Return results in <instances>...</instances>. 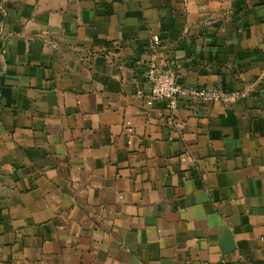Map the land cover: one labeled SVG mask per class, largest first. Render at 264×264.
<instances>
[{"label":"crops","instance_id":"0c3cea01","mask_svg":"<svg viewBox=\"0 0 264 264\" xmlns=\"http://www.w3.org/2000/svg\"><path fill=\"white\" fill-rule=\"evenodd\" d=\"M0 264H264V0H0Z\"/></svg>","mask_w":264,"mask_h":264},{"label":"built area","instance_id":"2783aa9c","mask_svg":"<svg viewBox=\"0 0 264 264\" xmlns=\"http://www.w3.org/2000/svg\"><path fill=\"white\" fill-rule=\"evenodd\" d=\"M157 40V38H156ZM147 79L151 84V93L148 103L165 101L170 109H177L181 99L185 96L198 99L202 103L232 105L246 98V91H224L220 89L188 88L177 78L171 69L159 70L150 67Z\"/></svg>","mask_w":264,"mask_h":264}]
</instances>
